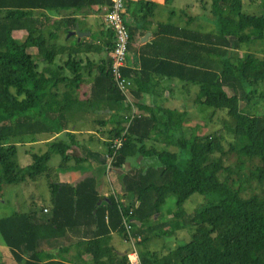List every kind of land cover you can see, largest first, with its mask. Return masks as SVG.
Here are the masks:
<instances>
[{
    "label": "trees",
    "instance_id": "obj_1",
    "mask_svg": "<svg viewBox=\"0 0 264 264\" xmlns=\"http://www.w3.org/2000/svg\"><path fill=\"white\" fill-rule=\"evenodd\" d=\"M88 1L89 6L111 2ZM210 1L218 33L215 41L210 37V50L216 52L217 68H208L206 62L188 66L189 60L182 59V71L171 72V76L198 86L197 104L226 113L223 126L232 141L225 147L222 134L187 133L182 128L186 113L176 117V111L166 109L162 117L152 110L146 115L134 114L127 126L108 132L107 148L110 152L111 140L122 136L114 159L136 156L142 162L139 167L118 171L120 193H112L108 184L104 196L93 176L74 185L59 182L56 176L72 158L69 150L76 144L66 124L67 111L80 106L74 86L82 77V50L79 43L57 41L58 32L67 33L79 21L54 19L46 13L57 15L79 5L74 0H0V175L8 180L17 175L19 182L42 176L50 194L46 211L40 208L0 217V236L15 263L72 264L42 255V248L64 245L63 239L71 233L77 235L80 255L89 254L93 264H130V249L122 251L111 240L115 234L124 241L122 214L132 210L139 264H264V114L251 115L240 106L241 101L250 100L252 87L264 83V54L244 51L238 56L236 51L244 43L264 40V15L244 13L243 0ZM155 6L150 0L142 5L143 18L149 20ZM22 30L26 34L19 41L16 32ZM128 31L132 40L136 29ZM199 38L201 52L207 53L208 35ZM29 48H35V54ZM87 48L85 53L90 51ZM56 58L66 65L53 67ZM37 60L46 65L40 66ZM111 64L109 57L94 75L88 101L126 100L113 79ZM65 69L71 77L64 75ZM121 72L128 75L125 68ZM141 76L148 77L143 72ZM46 133L58 134V138L48 141L46 151L33 153L31 162L20 166L15 158L18 143L32 142ZM154 137L169 140L176 149L148 146L146 142ZM232 152L261 161L257 192L250 197L241 198L227 177L222 181L217 178L221 164L216 159L224 160ZM53 153L60 156L57 166L48 165ZM183 153L185 162L180 166ZM195 192L204 195V202L193 213L182 214L184 202ZM169 194L175 197L172 217L192 226L193 231L187 242L165 252L153 251L148 248L149 240L168 226L160 214ZM213 208L218 213L206 218Z\"/></svg>",
    "mask_w": 264,
    "mask_h": 264
},
{
    "label": "crops",
    "instance_id": "obj_2",
    "mask_svg": "<svg viewBox=\"0 0 264 264\" xmlns=\"http://www.w3.org/2000/svg\"><path fill=\"white\" fill-rule=\"evenodd\" d=\"M147 1L149 0H126L123 11V19L127 28L136 29L132 40L129 39L127 62L123 67L128 73L124 77L128 81V93H130L128 99L123 101L104 98L88 101L94 75L99 72L103 61L110 57L109 49L114 43L113 33L104 18L109 4L93 3L89 6L86 3L89 2L88 0H74L80 8L63 10L57 15L46 13L54 19L74 18L79 21L67 33L58 32L57 41L64 45L79 43L82 50L79 55L82 59V77L74 86L76 99L79 100L80 106H73L67 111L69 118L66 124V131L73 133L76 144H73L72 150H69L72 157L70 161L66 166L56 171L59 182L74 185L86 176H93L102 195L108 194V184L111 192L118 195L120 186L117 182V172L139 167L142 159L136 156L127 158L118 156L114 159L112 167L106 170L107 142L111 137L107 134L114 132L116 128L125 126L134 114L146 115L149 114V110H152L162 117L166 115V109H171L176 111V117L186 113L182 128L185 130L193 128L188 126L192 125L189 122L191 120L189 116L192 114L189 115L188 111L199 105L195 102L199 88L192 83L195 89H190L187 86L190 82L171 76V72L182 71L183 67L179 64L182 59L189 60L188 66L206 62L208 68H217L216 52L210 50V37L215 41L218 35L216 16L212 11L211 1L195 0V5L198 4L199 10L196 12L193 8L190 10V6H193L188 4V0H150L156 6L152 11V16L146 20L143 18L140 8H143L142 5ZM16 34L17 39L22 41L26 31H17ZM200 34L209 37L208 44L205 43L208 47L207 53L201 52ZM222 35L219 33V36ZM226 36L229 39L232 38L229 34ZM87 47L90 51L85 53L84 50L88 49ZM239 50L241 51V49ZM239 50L236 51L239 52ZM28 51L35 54L36 49L29 48ZM229 51L231 52L233 49L230 48ZM66 57L67 55L63 56L64 59ZM59 62L58 65L65 63L62 59ZM39 65L45 66L46 63L40 60ZM142 72L148 77H142ZM64 73L65 76L71 77L68 69H65ZM224 90L228 92L227 88ZM98 116L102 117L98 118ZM54 138H58V134H41L33 143L46 146L47 142ZM146 144L148 146L154 144L157 147H173L169 140L156 139L155 137ZM18 145L23 144L18 143ZM31 180L27 179L23 182L28 183ZM49 206L50 203L41 206V208L44 210ZM39 209L40 207L37 208V210ZM166 220L168 226L159 230L165 237L171 236L180 227L185 228L179 219L172 216L161 219V221ZM77 240V235L70 233L63 239L64 245L58 244L54 248L45 246L42 248V255H49L53 259H64L72 264H93L89 254L82 253L80 255L79 251L82 249H78ZM111 243L122 251L130 249V245L121 241L115 234ZM124 243L127 244L126 247H122ZM0 251L5 263L18 264L13 261L8 249L2 244H0Z\"/></svg>",
    "mask_w": 264,
    "mask_h": 264
},
{
    "label": "rangeland",
    "instance_id": "obj_3",
    "mask_svg": "<svg viewBox=\"0 0 264 264\" xmlns=\"http://www.w3.org/2000/svg\"><path fill=\"white\" fill-rule=\"evenodd\" d=\"M195 0H188V4H191L190 10L193 8L194 11L198 10V4L195 5ZM242 11L246 14L251 15H264V0H243ZM18 38V36H17ZM241 51L239 50L238 56H241L242 51H250L256 56H262L264 54V40H256L252 43H244ZM60 59L56 58L53 67L60 64ZM39 63L40 60H37ZM65 75V73H64ZM187 86L190 89H195L192 83ZM197 87V86H196ZM253 93L251 98L246 103L241 101L240 106L243 109L253 114H264V83H259L252 87ZM191 120L189 121L192 125H188L193 128H186V132L195 131L197 134H211L219 133L224 137V145L228 146V142L232 141V136L229 131L223 126L227 120V115L224 111L214 112L213 108L207 106L197 105L193 109L188 111ZM102 116H98L101 118ZM23 145H18L16 159L20 166H25L26 163L31 162V155L33 153H42L47 150V145L36 144L27 141ZM170 150L174 151L175 146L169 147ZM185 154L179 158V165L182 166L185 162ZM221 164V168L217 171L218 180L222 181L224 178L229 182L231 189L238 193L241 198H247L257 192V175L261 166V161L257 157H248L244 154H238L236 152L230 153L224 160H218ZM60 162V156L58 153H53L48 162L49 166H56ZM17 175L10 176L9 180L3 175H0V217L7 216L13 212L27 211L31 208L33 210L38 207L41 208L43 205H49L50 195L47 188V183L44 177H35L31 182L24 183L16 181ZM28 179V177H27ZM15 180V181H13ZM204 195L195 192L192 194L186 202H184L181 213L188 215L194 212V210L201 206L204 202ZM27 208V209H26ZM175 209V197L169 194L166 197V202L162 206L160 219H167L172 216V211ZM217 209H212L211 212L205 216L206 218L212 217L217 214ZM193 231L192 226L185 225V228L180 227L175 230L171 236H164L158 231V235L154 234L148 242V248L153 251L165 252L170 248H173L179 244H183L190 239L191 232ZM161 235V236H160ZM0 244L3 241L0 236ZM126 243L122 247H126ZM137 248V247H136ZM132 250V249H131ZM0 251V264H7L4 262Z\"/></svg>",
    "mask_w": 264,
    "mask_h": 264
},
{
    "label": "built area",
    "instance_id": "obj_4",
    "mask_svg": "<svg viewBox=\"0 0 264 264\" xmlns=\"http://www.w3.org/2000/svg\"><path fill=\"white\" fill-rule=\"evenodd\" d=\"M110 5L104 13L107 26L113 31L114 43L110 51L112 59V75L113 79L120 90L128 99V81L121 72L127 62V49L129 42V31L123 19V11L126 0H110ZM128 123L125 125L127 126ZM122 136L115 137L111 140L107 155L106 170L112 167L116 151L122 143ZM46 211V209H44ZM132 210L122 214V225L124 227V241L130 245V251L127 253L130 264H139L136 248V238L133 236L134 221L132 220ZM132 249V250H131Z\"/></svg>",
    "mask_w": 264,
    "mask_h": 264
},
{
    "label": "water",
    "instance_id": "obj_5",
    "mask_svg": "<svg viewBox=\"0 0 264 264\" xmlns=\"http://www.w3.org/2000/svg\"><path fill=\"white\" fill-rule=\"evenodd\" d=\"M99 203H100V200L97 201V204H99ZM135 223L139 224V222L137 220H135Z\"/></svg>",
    "mask_w": 264,
    "mask_h": 264
}]
</instances>
